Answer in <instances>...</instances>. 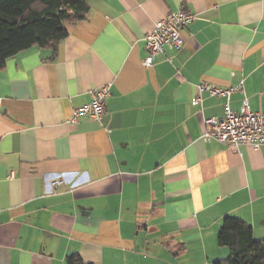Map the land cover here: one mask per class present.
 Wrapping results in <instances>:
<instances>
[{"label": "crops", "instance_id": "0c3cea01", "mask_svg": "<svg viewBox=\"0 0 264 264\" xmlns=\"http://www.w3.org/2000/svg\"><path fill=\"white\" fill-rule=\"evenodd\" d=\"M85 3L55 48L0 69V264H213L225 216L263 242L264 146L205 141L225 99L191 102L207 84L264 115V0ZM178 11L195 16L183 47L144 68V35ZM105 84L101 121L68 125Z\"/></svg>", "mask_w": 264, "mask_h": 264}, {"label": "trees", "instance_id": "16d2710c", "mask_svg": "<svg viewBox=\"0 0 264 264\" xmlns=\"http://www.w3.org/2000/svg\"><path fill=\"white\" fill-rule=\"evenodd\" d=\"M86 13L85 0H0V69L32 47L55 48L67 37L66 25L82 21ZM217 243L228 256L213 264H264V241H254L251 227L241 219L225 216ZM64 264L85 263L71 254Z\"/></svg>", "mask_w": 264, "mask_h": 264}, {"label": "built area", "instance_id": "2783aa9c", "mask_svg": "<svg viewBox=\"0 0 264 264\" xmlns=\"http://www.w3.org/2000/svg\"><path fill=\"white\" fill-rule=\"evenodd\" d=\"M195 16L190 13L178 11L168 14L155 24L152 30L144 35L146 57L142 62L144 68L149 69L155 57L163 54L165 49L179 51L183 47L181 32L191 22ZM198 94L191 102L193 106L201 103L199 94L207 92L211 97L225 99L224 115L220 119L203 120L202 138L205 141L214 140L220 144L228 146L236 151L241 145L249 146L257 150L264 146V115L251 113L247 108V101L242 102L238 112H233L229 108L230 95L235 91L231 89H221L203 84L198 86ZM110 95V85L105 84L92 92V101L82 107L73 110L68 125L73 126L81 117L100 122L105 114V100ZM62 179L51 180L49 188L54 190L65 185Z\"/></svg>", "mask_w": 264, "mask_h": 264}]
</instances>
